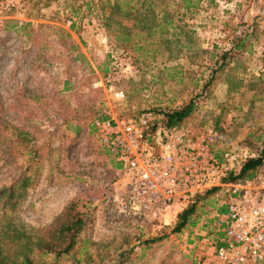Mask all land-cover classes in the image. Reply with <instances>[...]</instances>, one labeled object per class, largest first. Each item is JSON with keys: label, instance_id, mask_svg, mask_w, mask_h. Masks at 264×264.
I'll return each instance as SVG.
<instances>
[{"label": "rangeland", "instance_id": "374dc122", "mask_svg": "<svg viewBox=\"0 0 264 264\" xmlns=\"http://www.w3.org/2000/svg\"><path fill=\"white\" fill-rule=\"evenodd\" d=\"M120 2L137 10V0ZM113 4L0 0V188L11 183L15 168L3 148L17 145L29 154L18 164L33 156L32 181L8 215L40 231L70 202L90 210L74 249L60 258L36 257L44 264H198L219 239L214 214L226 196L217 190L209 197L214 204L181 233H171L174 223L152 228L122 207L113 176L118 166L91 123L145 114L157 122L161 112L193 100L196 111L171 134L212 128L223 137L213 146L219 160L225 153L237 162L256 158L264 151V0H192L189 9L182 0H157L155 14L168 15L161 22L168 32L163 45L143 32L130 43L115 41L118 22L103 21ZM117 20L135 32L133 19ZM223 54L224 69L204 88ZM110 88L124 97L116 100ZM22 137L25 147L18 144ZM165 232L161 242L143 243Z\"/></svg>", "mask_w": 264, "mask_h": 264}, {"label": "built area", "instance_id": "2783aa9c", "mask_svg": "<svg viewBox=\"0 0 264 264\" xmlns=\"http://www.w3.org/2000/svg\"><path fill=\"white\" fill-rule=\"evenodd\" d=\"M109 91L116 100L124 97ZM154 123L150 114L92 120L94 136L118 165L113 176L124 210L159 229L174 223L198 195L216 189L227 198L225 211L214 214L219 239L198 264H264V164L250 179L224 181L247 158L237 162L225 153L219 160L213 146L222 142L220 133L188 126L171 134L153 131Z\"/></svg>", "mask_w": 264, "mask_h": 264}, {"label": "trees", "instance_id": "16d2710c", "mask_svg": "<svg viewBox=\"0 0 264 264\" xmlns=\"http://www.w3.org/2000/svg\"><path fill=\"white\" fill-rule=\"evenodd\" d=\"M120 1L114 0L109 14L107 17L104 16L103 20L104 25L107 27H109L110 22L113 20L118 22L116 23L118 30L115 31L117 33L119 32V34L116 35L115 41L124 44L130 43L134 37L143 32L146 37H154V35H157L160 43H162L161 45L166 42L164 36L168 35V32L162 30L161 22L168 15H163L162 18H158V15L155 14L154 4L157 0H137V10H134V12L130 9H125L124 6L128 4H120ZM160 1L162 2V0ZM182 1L185 3L184 8L189 9L190 6L188 3L192 0ZM121 16L123 19H133L135 21L132 27L135 29V32L117 20ZM27 25L29 24L25 26ZM166 25L164 26L165 28L167 27ZM243 47L241 44L234 45L235 49L241 51L244 50ZM153 53H155L154 51L151 54L155 55ZM226 55L223 54L221 56L220 59L222 62L220 64L218 61L215 62V65L218 66L210 71L209 79L204 88H208L217 78L218 73L224 69ZM196 109V103L193 100H189L175 110L161 112L160 120L155 122L152 127L153 131L159 128L165 133H169L182 128ZM27 142L26 137H22L18 144L25 147ZM2 153L7 154L3 158H6L8 163L15 164V168L11 183L6 187L0 188V264H44L36 259V257L52 255L55 258H60L68 255L74 249L80 234L92 220L90 210L87 207V210H85V206L73 201L64 208L47 230L37 231L16 224L12 221V217L8 215V212L13 210L24 198L25 192L29 188L32 180L28 177L27 172H30L32 169L33 156L30 157L27 165L26 162L23 164L17 163L18 158L29 155L17 145H10L3 148ZM263 164L264 151L256 158L244 160L241 163L239 172L236 175L233 173L229 174L224 181L240 182L250 179ZM116 166H118L117 163ZM216 191V189H211L198 195L192 204L188 205L176 216L175 222L171 227V233H181L183 230L195 226L200 216L203 215L205 205L214 204L213 202H209V197ZM224 211V207L217 210L219 213H223ZM166 237L167 234L165 232L162 236H150L143 243L145 245L157 244Z\"/></svg>", "mask_w": 264, "mask_h": 264}]
</instances>
